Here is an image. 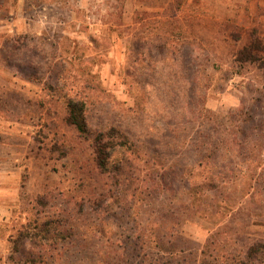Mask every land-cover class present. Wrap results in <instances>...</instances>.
<instances>
[{
	"label": "rangeland",
	"instance_id": "obj_1",
	"mask_svg": "<svg viewBox=\"0 0 264 264\" xmlns=\"http://www.w3.org/2000/svg\"><path fill=\"white\" fill-rule=\"evenodd\" d=\"M77 96L88 102L91 137L127 130L176 161L203 156L184 142L220 145L229 116L245 111L250 135L239 137L238 155L254 163L227 188L204 190L206 211L194 215L189 173L169 174L172 187L159 190L146 183L145 163L127 180L96 169L93 139L67 122L68 99ZM0 169L29 221L53 219L50 235L62 245L53 264H101L107 251L127 249L146 222L163 218L187 221L180 228L191 247L186 256L212 240L225 253L264 241V0H0ZM215 199L222 211L235 205L234 218L206 207ZM101 219L103 241L95 228ZM228 223L231 233L222 228ZM9 247L0 245V264L30 244Z\"/></svg>",
	"mask_w": 264,
	"mask_h": 264
},
{
	"label": "trees",
	"instance_id": "obj_2",
	"mask_svg": "<svg viewBox=\"0 0 264 264\" xmlns=\"http://www.w3.org/2000/svg\"><path fill=\"white\" fill-rule=\"evenodd\" d=\"M246 46L248 47L244 48V51L249 48V45ZM241 52H239V55L243 53ZM87 104V100L82 98V96L68 99L67 122L76 129L80 136L90 139V141L93 139L91 143L95 152L94 163L96 169L101 174L108 175L110 178L127 180L126 176L128 172L133 170L132 167L136 163H145L144 165L149 170V174L146 176V183L149 187L159 186V190L162 186H164V189L172 187L173 180L168 182L166 178L169 174H177L179 172L181 174L189 173L190 177L194 178L189 188L190 193L195 196L196 201V204H194L196 208L195 212H193L194 215L201 214L202 212L205 213L206 211L205 204H200V200L205 192L204 190L217 192L221 187L227 188L236 182L237 178L234 174L239 169L249 171L251 165L254 163L250 156L238 155V153L245 150L238 141L239 137L248 139L250 135L248 124L252 118L245 111H242L240 115L229 116L228 124L232 128L225 129L222 132L225 135V139L220 141V145L207 139L190 143L184 142L183 146L186 150L190 147L196 148L198 154H202L203 156L193 160L183 158L176 161L161 158L160 153L156 150L155 143H151L153 141H150V143L147 141L140 143L132 141L131 134L127 130H120L117 136H111L105 133L104 130H99L94 138L91 137L93 133L88 127ZM197 113L200 114L199 117L203 114L201 112ZM172 143L169 142L168 144L170 149L172 148ZM118 146L123 147L120 155H118ZM220 150L222 152L221 158H216L217 152ZM160 161L162 163L161 169L156 166L157 162ZM259 163H261V160H259ZM226 197L230 200L232 199L225 195ZM212 202L207 204L206 207H211L213 213L218 214L223 212V216L226 215L227 217L234 218L231 213L235 205L232 203L228 204L229 208L226 211H222L220 201L215 199L214 204ZM166 213L171 214V212ZM52 223L53 219L51 216L45 215L41 217L38 214V216L30 218V221L26 225H20L17 235L11 239L13 248L15 249L25 239L29 241L30 247L28 250H23V254L20 256L9 255L6 263L53 264L56 258L60 259L61 253L55 252H61L62 245L57 238L55 239L50 235V225ZM186 223L176 222L169 218H163L160 223L150 220L146 222L145 227L142 229L143 235L137 234L134 231L133 237L131 236V239L133 238L134 240L127 244V249H124L120 253L114 250L107 251V254L103 256L104 262L101 264H264V260L261 258L264 257V241L254 242L240 252H226L227 256L222 257L221 263L219 257L220 254L225 253V250L222 248L221 243L215 240H212L206 248L204 247L200 254L198 248H196L195 250H191L192 253L190 252L189 256H186V250L191 247L188 246L189 242L180 232V228ZM151 225L154 228L149 229ZM215 225L219 226L220 223L217 222ZM106 227L108 228V223L105 219H101L95 224L96 232L101 241L104 240L107 234ZM222 228H226L225 232L228 233H231L235 229L231 223ZM222 228L213 236L219 235ZM149 230L152 233H147ZM126 239L123 235L121 241ZM109 241L110 238H106V242L109 243ZM225 245L227 248L228 244L226 243ZM194 251L197 253L196 255ZM209 252L210 254H208Z\"/></svg>",
	"mask_w": 264,
	"mask_h": 264
},
{
	"label": "crops",
	"instance_id": "obj_3",
	"mask_svg": "<svg viewBox=\"0 0 264 264\" xmlns=\"http://www.w3.org/2000/svg\"><path fill=\"white\" fill-rule=\"evenodd\" d=\"M17 200L16 190L5 189L0 182V245L8 244L10 251H13L12 237L17 235L20 225L29 221L27 210H20ZM3 258L0 255V263Z\"/></svg>",
	"mask_w": 264,
	"mask_h": 264
}]
</instances>
